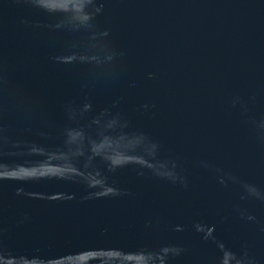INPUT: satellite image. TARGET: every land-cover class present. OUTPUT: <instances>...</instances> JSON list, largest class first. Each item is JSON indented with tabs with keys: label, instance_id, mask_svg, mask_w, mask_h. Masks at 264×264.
Instances as JSON below:
<instances>
[{
	"label": "water",
	"instance_id": "water-1",
	"mask_svg": "<svg viewBox=\"0 0 264 264\" xmlns=\"http://www.w3.org/2000/svg\"><path fill=\"white\" fill-rule=\"evenodd\" d=\"M0 264H264V0H0Z\"/></svg>",
	"mask_w": 264,
	"mask_h": 264
}]
</instances>
